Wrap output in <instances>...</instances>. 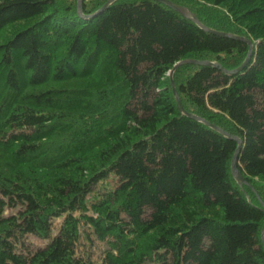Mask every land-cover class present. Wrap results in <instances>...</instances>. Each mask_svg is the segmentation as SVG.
Segmentation results:
<instances>
[{
    "label": "trees",
    "instance_id": "obj_1",
    "mask_svg": "<svg viewBox=\"0 0 264 264\" xmlns=\"http://www.w3.org/2000/svg\"><path fill=\"white\" fill-rule=\"evenodd\" d=\"M107 1L0 0V264H264V0H170L252 43L172 76L242 188L168 74L248 45Z\"/></svg>",
    "mask_w": 264,
    "mask_h": 264
},
{
    "label": "water",
    "instance_id": "obj_2",
    "mask_svg": "<svg viewBox=\"0 0 264 264\" xmlns=\"http://www.w3.org/2000/svg\"><path fill=\"white\" fill-rule=\"evenodd\" d=\"M115 1L116 0H108L106 2V4L104 5L103 9H105L106 7H108L109 5L114 3ZM153 1L159 2V3L163 4L164 6L174 10L178 14L182 15L184 18H187L190 21H192L193 23H195L200 29H202L204 31H207L209 33H212V34H215V35H218V36H221V37L230 38V39L237 40V41H242V42H244V43H246L248 45V54L246 56V59L236 69L226 70L220 64H218L216 62H211V61H199V60H193V59H184V60L179 61L177 64H175L173 66L172 70H170L168 75H169V78H170V85H171L172 92H173V95H174L175 100H176V104H177L178 110L183 115H185L187 118L202 123L206 127L216 131L217 133H219L220 135H222L226 139L234 141L237 144L236 150H235V152H234V154L232 156V159H231L230 172H231V175H232L234 181L236 182V184L240 188H242V186H249V185H247L246 181L243 179V177L240 174V172H239V170L237 168V165H236L237 164V157H238V154H239V151H240V148H241V144H242L241 140L238 137H236V136L224 131L220 127H218V126L206 121L205 119H203V118H201L199 116H196L194 114L187 113L186 111H184V109L181 106L180 99H179V97H178V95L176 93V90H175V87H174V83H173V80H172V76H173L174 71L179 66L184 65V64L213 67V68L221 71L222 73H224L226 75H234V74L240 72L246 66V64L248 63V61L250 59V56H251V53H252V50H253L252 43L246 38L230 35V34H227V33L216 32V31H213V30H210V29L204 27L197 20V18H195L193 16V14L188 9H186L185 7H182L180 5L175 4V3L171 2L170 0H153ZM82 2H83V0H77V13H78L79 16H82ZM260 203H261V206L263 208L262 210L264 211V205H263L262 202H260ZM261 242H262V247H263V250H264V225H263L262 230H261Z\"/></svg>",
    "mask_w": 264,
    "mask_h": 264
},
{
    "label": "rangeland",
    "instance_id": "obj_3",
    "mask_svg": "<svg viewBox=\"0 0 264 264\" xmlns=\"http://www.w3.org/2000/svg\"><path fill=\"white\" fill-rule=\"evenodd\" d=\"M85 2H87V4H88L89 2H92V0H85ZM23 25L24 24L19 23L18 25H15L14 27H9L8 29H6L3 34H0V41L5 39L7 37V35H8V33H11L12 31H14V28H18V27H21ZM9 213H11V211L6 210V214H9ZM55 222H56L55 225L60 224L61 223V219H56ZM30 241H32L33 245L35 244L36 246L43 245L46 242V240H37L35 238H30ZM92 248H93L92 250H98L99 246L93 244Z\"/></svg>",
    "mask_w": 264,
    "mask_h": 264
}]
</instances>
